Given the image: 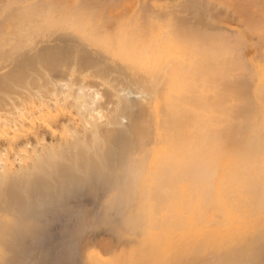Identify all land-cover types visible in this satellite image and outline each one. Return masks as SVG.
I'll return each mask as SVG.
<instances>
[{
  "label": "bare ground",
  "instance_id": "1",
  "mask_svg": "<svg viewBox=\"0 0 264 264\" xmlns=\"http://www.w3.org/2000/svg\"><path fill=\"white\" fill-rule=\"evenodd\" d=\"M25 1L0 0L1 18L4 17L9 23L6 29L0 31V64L13 55H19L28 42L31 44L42 41L39 39L47 37L53 31L51 28L56 26H64L72 31L78 42L82 45L88 44L83 47L89 52L92 47L98 49L110 61L103 64V59L98 57V60L93 56L99 63L96 64L93 60L87 62L90 60L86 57L87 49L82 51L67 48V42L62 47L52 46L46 41L48 44L45 43L34 58L25 59V62L16 58L14 66L11 63L10 68H5L6 72L0 73V137H6L10 131H13L15 138L17 133L21 135L20 133L33 129L36 131L39 122L47 123L50 129L58 133V140L53 144H47L43 137H38L37 144L30 148H21V145L13 141L6 150L0 147V182L3 180L1 184L6 185L2 188H7L8 179L15 180L14 184L19 179V183L25 178L23 176L22 179L21 175H29L34 179L31 176L42 175L46 169L48 172V169L58 167L57 170L62 171L63 168L61 169L58 162L69 157L66 160L69 164L73 160L71 157H75L71 153L73 151H81V156L82 149L97 153L109 149L113 151L115 147H124V140L128 139L125 148L130 147L128 150L134 149L136 152L135 148L140 145V141L143 142L146 134L151 137V144L148 148L140 145L145 151L144 160L142 158L145 169L143 185L154 183L162 173L170 176L171 182L169 180V184L165 183L164 186L169 194L166 195V201L190 210L200 211L204 206L210 219L207 225H182L180 221L179 230H163L164 240L170 242L165 247L168 258L177 260L182 248L189 241L202 236L207 241L225 238L237 229L247 227L248 220L251 222L255 219L241 215L237 209L243 207L242 201L236 202V196L238 193L250 192L255 184L264 179V50L258 52L257 60L247 62L244 49L248 42L240 38L241 33L228 31L222 26H213L219 22L212 19L220 16H212L209 9L204 15L202 5L193 7L198 6L193 0H182L184 5L172 3L167 6L148 5L137 0H127L126 3H91L77 0L76 3H64L61 7L52 4L49 13L51 17L46 15L39 17L37 21L29 18L26 20L34 7L30 3L28 6L22 5L24 8L20 7ZM47 1L49 2L44 0L43 5L48 6L50 3ZM226 4L231 6L234 3L231 1ZM180 10L182 14L185 12L189 16L179 17ZM225 11L223 18H226ZM241 18L243 19L242 16ZM55 23L60 25L54 26ZM257 26L260 29L255 30L254 26L256 33L264 29L261 25ZM66 34L65 37L58 35V39L54 40H67L72 35ZM259 36L261 37L260 34ZM72 38L73 36L69 39ZM76 43L72 45L75 46ZM101 57L103 58L102 55ZM247 76L253 80L251 88H248L250 83L245 82L249 79L248 77L245 80ZM100 86L104 90L97 89ZM61 113L71 115L66 122L65 115L62 116L65 119L62 125V119L58 117ZM133 113L139 116L138 123L135 120L136 115L134 119L131 116ZM130 116L133 120L129 119ZM56 122L60 126L54 128ZM134 123H137L136 126ZM50 129L48 131L51 133ZM128 131L132 132L130 134L134 136L133 141L127 135ZM138 131L143 134H139L142 137L140 140L136 135ZM123 136L126 138L120 139ZM24 137L26 138V134ZM135 137L139 145L132 149L133 144L130 142H134ZM120 140L122 145L118 143ZM25 141L26 145L29 141ZM115 142L119 145L114 147ZM121 149L127 153L126 149L118 148L120 151ZM128 152L130 154L133 151ZM135 152L132 153V159L138 162ZM68 153H71L70 156H67ZM89 159L91 162L92 158ZM79 161L82 166V161ZM71 164L65 165L74 169L79 166L77 163L76 166L73 162ZM138 165L141 166V163ZM49 166L53 168L50 169ZM45 173L43 175L48 177L49 174ZM45 176H42L43 180ZM162 181L166 182L165 179ZM12 183L11 181L10 187L14 185ZM47 183L44 186L47 187ZM155 248L159 249L158 246ZM117 261L118 264H126L124 258Z\"/></svg>",
  "mask_w": 264,
  "mask_h": 264
},
{
  "label": "rangeland",
  "instance_id": "2",
  "mask_svg": "<svg viewBox=\"0 0 264 264\" xmlns=\"http://www.w3.org/2000/svg\"><path fill=\"white\" fill-rule=\"evenodd\" d=\"M33 1H35L36 4ZM43 1L44 0H38V2L36 0H26L24 3L21 4V6L20 5L18 6L20 7H23L24 5L28 6V3H30V6L32 5L34 8L30 7L32 8V13L26 16V20H28L29 18L34 21H37L39 17H44L46 15H49L52 4L56 6L59 5L61 7L62 4L64 3L77 2V0H49V2L48 1L47 2L50 4H48L47 6V4L43 5L44 3ZM78 1L80 2L87 1L91 3H112V2L114 3L119 1H125V3L127 2V0H78ZM137 1L139 3H144L148 5L163 4L162 6H167L172 3L174 5L177 4L184 5L183 4L184 2L182 0H137ZM179 1L182 4L178 3ZM198 1L200 2V4ZM223 1L224 0L221 1L214 0L211 1L212 2L211 3L210 1L208 2L206 0H193V2L198 4V6L193 5V7H199V5L200 6L202 5L201 7H203L202 9L204 13L201 12V14L203 13L205 15L207 10L209 9L208 11H210L212 16L219 15L220 16L219 18H214L212 20L218 21L220 24L216 22L218 23V25L213 24V26L214 25L222 26L228 31L240 32L242 36V37L240 36V38H244L248 42V46L245 48L246 50L244 49L246 61L250 62V60L252 59L257 60L258 52L264 50V42H263L264 35H262L261 33L264 29L263 30L261 29L262 30V31L260 30L261 32L258 31L257 33L255 32V30L260 29L259 26L257 25H261L260 26L261 28L264 27L263 26L264 17H261V15H264V11H263L264 0H258V1L238 0L239 1L238 3L237 0H235L236 2H233L234 0H231L232 3H234L232 5L230 4L231 6L226 4L227 2L231 3V1L225 0L224 3ZM221 2L223 4H221ZM206 5L208 7H206ZM223 5L226 6L225 7L227 9L226 11L224 10L225 8H223L224 7ZM201 7L198 8L199 11L201 10ZM260 7H262L261 8L262 10L260 9ZM54 9L55 8H53L52 11H54ZM235 9H237L238 11ZM232 10L234 13L232 12ZM257 10L259 12H257ZM211 11L214 13V15ZM224 11H225L224 15L226 18H223ZM37 12L39 13L37 14ZM178 12L180 13L178 14L179 17L181 18H187L189 16V14L188 13L185 14V12H183L182 14L181 10ZM232 16L233 19L231 18ZM241 16L243 17V19L241 18ZM3 18L4 17L1 18L0 15V19H1L0 31L3 30V28L6 29L7 26L9 25V23ZM235 18L237 21L235 20ZM240 19L243 20V21L241 20L242 23H240ZM242 24L244 25V28ZM252 24L254 25L251 27ZM56 25H60V24L55 23L54 26ZM248 25H250L249 29H248ZM254 26H256V29ZM51 29L53 30L52 33H49L47 37L45 36L43 39L41 38L39 39L42 41L38 42L35 40L36 43L33 42L31 44L30 42H28V44H26L27 46H25L21 50L19 55L18 54L17 56L13 55L6 62L4 61L3 63L1 62L2 64L0 65L3 66L2 67L3 69H1L0 66L1 69L0 73L4 71L6 72L5 70L6 67L8 68L9 66L10 68L12 64L14 66L16 63L15 61L16 58L20 59L21 62H25V59L29 60L32 57L34 58L35 55H37L38 51L42 50L43 47L48 43L52 46L57 45L59 47H62L67 42L66 44L67 48L71 47V49H80L82 51L87 49L83 47L87 43H83L82 45V43L78 42L77 41L78 39L75 38V34L72 31L65 29L64 26L63 27L56 26ZM247 29L248 31H245ZM250 30H252L254 34ZM59 33H61L64 37L66 33H67L66 35L72 33L71 37L73 36V38L76 40L77 43L75 42V40H73V38L69 39L71 38L70 35L69 38H67V40H65L66 39L65 38L63 40L61 39V41H55L54 39L57 38L58 35H61ZM259 34L261 35V37L259 36ZM62 35L58 37H62ZM257 36L259 38H257ZM71 40L74 42H71ZM254 41H256V43ZM74 43H76L75 46L72 45ZM254 43L256 44V46H254L255 45ZM77 46L79 48H77ZM258 47H262V48L258 49ZM85 52H87L86 57L90 58L89 61L86 60L87 62L93 60L94 62H96V64H98L99 62L97 63V61L94 60V58H98V57L103 59V60L100 59L103 62V64L109 63L110 61L109 58L103 52H101L98 49L95 50L93 49V47L90 49V52L88 49ZM99 54H101L103 58ZM248 77L249 76L245 77V80L246 78L248 79ZM245 82L247 84L250 83L248 84V88L252 87L253 80L251 77H249V79ZM97 89L101 91L103 88L102 86H100V88L97 87ZM63 113H61L62 115L58 114L59 119H62L60 120L61 122L60 125L64 124L62 123V121L64 122L65 119L66 122L71 118L70 117L71 115H69L70 113L69 114L66 113V115ZM135 113L138 114V112ZM139 113H141V111ZM63 115H65L67 118L65 116H64L65 119L62 118ZM133 115L134 113L131 115L134 119L135 115L134 116ZM131 116L129 117V119L133 120L131 119L132 118ZM136 117L137 119L135 120H137L138 123L139 116L136 115ZM37 124L39 125L38 128L36 127L37 125L34 126L36 127L35 130L38 129L36 131H34L33 129L31 130L32 132L29 131L27 133H20L21 135H18L19 133H17L18 136L16 135V138L15 136H13V131H10L8 134H6V137L3 138L0 137L1 149L6 150L10 146L11 141L15 142L16 144H19V146L21 145L20 146L21 148H24L26 146L30 148L37 144L38 137L39 139H42L43 137L44 142L47 144H53L57 142L58 140L57 132H55L53 129H50L47 123L39 122ZM52 125H54V123ZM57 125L59 124L56 122L53 127L55 128V126ZM48 129L51 130V133L50 131H48ZM133 131L134 130L132 128V132ZM123 133L125 134L124 131ZM130 133L128 131L127 135H130V138L133 141L134 136L133 134ZM25 134H26V138L24 137ZM54 134L55 136L57 135V138H55ZM135 134L136 133H134V135ZM139 134L143 135L140 133V131H138V133L136 134L138 135L137 138L138 140L142 138L140 137ZM144 135L145 136L143 138L145 140L143 139V142L140 141L139 144L143 145V147L148 148L149 144H151V140H150L151 137L149 135L146 136V134ZM136 137L134 141L135 143L130 140L131 141L130 144H133L131 147L132 149L133 146L135 148V146H137L138 144V142L136 141L137 140ZM122 138L125 139L126 136H123L120 139ZM127 138L129 137L127 136ZM2 140L4 141L5 144H3ZM25 140L27 141L31 140L33 142L31 144V141H29L25 145L26 143ZM120 141L118 143L122 145V141L121 142ZM116 142L114 144V147L116 145ZM125 142L127 144L129 142L128 139L124 140V145H123L124 147H115L116 149L114 148L113 150L115 152H113L112 149L106 151H100L99 153H97L96 151H89L87 149L86 150L82 149L84 151V153L82 151V156L80 154L81 149L78 150L80 151L79 153L77 151L71 152L75 157H77L75 158L71 155L72 156L71 160L73 158L71 162H73L74 165L75 163H77L76 165H79L81 164L79 160H81L83 167L81 165L79 166L75 165L76 169H74V167L72 166L67 167V165H72V164L71 162H69V164L68 162L66 163L67 158H69L66 157L65 158L66 160L64 161L65 164L67 165L63 164L64 162L63 160H62L63 162L62 161L58 162L61 165L60 166L61 169L63 168L62 171L58 169L59 170L58 172L57 170L58 167L57 168L55 167L56 165L58 166V163L56 162H55L56 165H54V167L56 168V169L54 168L55 170L51 169L53 168V166H49L51 170L48 169L47 172L46 168H48V165L45 168L46 173L43 170L44 168L42 169L46 175L49 174L48 177L43 175L44 174L43 171H41L43 173L42 175L36 174V172H31L34 173L33 175L36 174L35 176H31L34 179H31L29 175L27 176L21 175V178L23 176L25 177V178L23 177L25 181L22 178L23 180H20L18 183L19 179H17L16 180L17 186H15L16 184H14L15 180L8 179L9 182L5 180L6 184H8L7 188L5 189L2 188L6 186V185L4 186V184H1L3 183L2 180L0 182L1 184L0 185L1 186L0 187V194H1L0 195V216H1L0 227L2 228L0 229V238H1L0 264H118L117 262L119 261H117V259L119 258L120 260L124 258L126 264H140L141 262L144 261H147L148 264H236L238 262V259L244 255L247 258L246 264H254L250 260V258H254L255 248L259 245L260 246L264 245V179L260 180L258 182L259 184L258 183L255 184L253 186L254 188H251L250 192L240 193L242 195L238 193L236 196L238 198V199L236 198L237 199L236 202H239L240 200L242 201L243 207L237 209L241 213V215L250 218H255L251 222L250 220H248L249 225L247 227L242 229H237L235 232H232L231 235L225 238L207 241L205 237L202 236V238L200 239H194L193 241H189V243L184 245L177 260L176 258H168L165 255L166 252L165 247L169 245L170 242L164 240L165 233L163 230L167 231V229L169 228V229H175V231H177L176 229L178 230L180 229L178 227V224L181 222L182 225H184L185 223H197L199 225H207V223L210 221L209 216L207 215L206 212L207 210L204 208V206L200 208L199 211V209L198 210L185 209L172 202H167L166 195L169 194H167L166 192L167 188H165L164 186L165 183L169 184L168 181L170 180L169 178L170 176L164 173L160 174V176L158 175L159 177V178L157 177L158 180L156 178L155 182L151 183L149 186L143 185L144 183L142 176H143V172L145 171L143 167L145 151H143L144 150L143 147L141 149L139 144H138L139 146H137L138 148L137 147H136L137 149L135 148V150L137 151L139 149L138 151L139 154L137 151L135 152L134 149L128 150L130 149V147L125 148ZM118 148L126 149L127 153H125L124 152L125 150L123 149H121V151L118 150ZM128 151L130 152L133 151V152L129 154ZM134 152L138 156L141 155L140 156L141 159L138 156L136 159L139 160L138 161L139 163H141V166L143 167L142 169L140 168L141 166L138 165L139 163L135 162L134 161L135 159L134 160L132 159V153ZM71 153H68L67 156H70ZM81 157L84 158L82 159ZM88 157L92 158L91 162H89L90 159ZM18 163L19 162H17V164ZM51 163L52 162H50L49 165H51ZM88 163L90 165H88ZM70 167H72L73 169ZM31 173L29 174L31 175ZM42 176L43 177L45 176L44 179L45 181L43 180ZM55 177L56 180L54 179ZM38 179H42V180H38ZM161 179L162 180L165 179L166 182L162 181ZM46 180H48V183ZM11 181L13 182L12 184H14L13 186L15 188H13L12 185L10 187L9 184L11 183ZM36 181H37V185H35ZM42 181H44V185L45 183L48 184V185L46 184L47 187L43 185ZM49 181L52 183V185ZM159 181H161V183ZM26 182L27 184H25ZM49 183L51 186L49 185ZM40 184L43 185V187ZM19 196L20 198H18ZM28 198L29 201H27ZM19 199L21 200L19 201ZM7 202L8 203L12 202L11 203L12 205L10 203L8 204ZM16 203L19 205H17ZM2 207L5 209H2ZM16 211H18L17 214ZM12 213L14 214V216L15 215L16 216L14 217ZM231 224L233 223L231 222ZM231 224L229 225V227H231ZM1 231H3L5 234H3V232ZM238 238L240 240L239 242H238ZM157 246L159 247V249L155 248ZM260 253L261 254L259 255V257H257L260 259L259 264H264V250L261 251Z\"/></svg>",
  "mask_w": 264,
  "mask_h": 264
},
{
  "label": "crops",
  "instance_id": "3",
  "mask_svg": "<svg viewBox=\"0 0 264 264\" xmlns=\"http://www.w3.org/2000/svg\"><path fill=\"white\" fill-rule=\"evenodd\" d=\"M240 240H239V238H238V242H239ZM239 244V243H238ZM237 244V245H238ZM264 250V245L263 246H257L256 248H255V254H254V258H250V260L254 263V264H259V258H257V257H259V255L261 254L260 252L261 251H263ZM246 261H247V258H246V256L244 255V256H241L239 259H238V264H246ZM249 263V262H248Z\"/></svg>",
  "mask_w": 264,
  "mask_h": 264
}]
</instances>
